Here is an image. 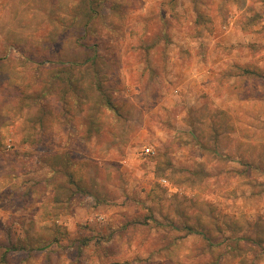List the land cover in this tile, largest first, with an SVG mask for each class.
Returning a JSON list of instances; mask_svg holds the SVG:
<instances>
[{"label":"rangeland","instance_id":"rangeland-1","mask_svg":"<svg viewBox=\"0 0 264 264\" xmlns=\"http://www.w3.org/2000/svg\"><path fill=\"white\" fill-rule=\"evenodd\" d=\"M192 1L0 0V264H264V0Z\"/></svg>","mask_w":264,"mask_h":264},{"label":"crops","instance_id":"crops-1","mask_svg":"<svg viewBox=\"0 0 264 264\" xmlns=\"http://www.w3.org/2000/svg\"><path fill=\"white\" fill-rule=\"evenodd\" d=\"M197 1V0H195ZM195 1H192V3H196ZM198 3L200 5H202V9H200V12L199 13H194L196 16H198V14L201 13V16H203L205 19L204 22L207 23V26H205V24H203L204 26L202 27V34L203 35H206V36H209V37H225V36H228L230 34H234L236 33L238 36H239V33L242 37H249V36H255L256 34L253 33L254 31H256L258 29V25H259V22L261 21V18L257 19V12H254L251 16V24L249 26H237L235 27L236 25H233L234 22H237V18L234 14V12H230L228 15H224V20H223V29H220L219 27V20L218 18L216 17L215 13H212L213 12V9L214 10H218L220 9V11H222L223 13V2L222 0H201V1H198ZM211 7V11L209 10ZM223 9V10H222ZM195 16V17H196ZM211 16V18H210ZM209 22V24H208ZM239 22V21H238ZM216 29H220L218 31V34L214 33ZM212 33H210V32ZM219 32L221 34H219ZM215 60V59H214ZM212 62V59L209 58L206 60V63L203 61L202 62V67H210V63ZM215 62V61H214ZM218 62H220V60H218ZM208 65V66H206Z\"/></svg>","mask_w":264,"mask_h":264},{"label":"built area","instance_id":"built-area-1","mask_svg":"<svg viewBox=\"0 0 264 264\" xmlns=\"http://www.w3.org/2000/svg\"><path fill=\"white\" fill-rule=\"evenodd\" d=\"M146 152H148V153L151 152V151H150V148H146Z\"/></svg>","mask_w":264,"mask_h":264}]
</instances>
